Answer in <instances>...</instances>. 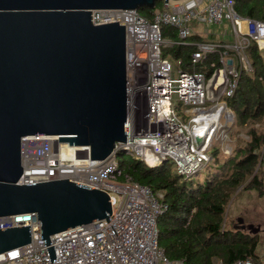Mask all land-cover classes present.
<instances>
[{
    "label": "built area",
    "instance_id": "built-area-1",
    "mask_svg": "<svg viewBox=\"0 0 264 264\" xmlns=\"http://www.w3.org/2000/svg\"><path fill=\"white\" fill-rule=\"evenodd\" d=\"M162 2L152 19L138 10L92 12L95 26L119 23L126 28V144L118 143L108 159L91 165V160L59 161L58 137L22 140L23 175L18 184L69 180L97 189L109 196L111 216L51 236L49 243L42 237L37 214L1 217L0 230L30 226L32 242L1 254L0 264H185L170 260L159 243L158 221L169 210L164 196L148 186L111 180L118 168L117 154L124 152L152 168L170 160L177 174L186 179L202 170L212 160L213 147L224 145L220 141L224 131L217 132L223 118L233 122L234 112L226 100L236 94L242 74L253 72L249 48L258 45L264 56V22L241 16L236 0ZM191 21L207 25L229 22L234 43H193ZM163 27L177 30L175 42L164 40ZM204 34L208 36L209 30ZM167 46L195 48L188 66L207 64L208 71H183V58L174 65L163 55ZM174 96L190 107L188 123L176 113ZM219 264L253 262L244 259Z\"/></svg>",
    "mask_w": 264,
    "mask_h": 264
},
{
    "label": "water",
    "instance_id": "water-1",
    "mask_svg": "<svg viewBox=\"0 0 264 264\" xmlns=\"http://www.w3.org/2000/svg\"><path fill=\"white\" fill-rule=\"evenodd\" d=\"M160 1L170 0H0V218L37 214L49 243L111 216L109 196L97 189L69 180L18 184L22 140L58 137L59 161L91 165L126 144V28L95 26L92 12L155 10ZM31 242L30 226L0 230V255Z\"/></svg>",
    "mask_w": 264,
    "mask_h": 264
},
{
    "label": "trees",
    "instance_id": "trees-1",
    "mask_svg": "<svg viewBox=\"0 0 264 264\" xmlns=\"http://www.w3.org/2000/svg\"><path fill=\"white\" fill-rule=\"evenodd\" d=\"M163 2H157L156 9ZM243 17L264 22V0H236ZM138 12L152 19L155 10L140 8ZM176 37V35H174ZM193 37L190 38L192 41ZM184 48L177 46L175 56L184 58ZM187 54L190 57L195 48ZM253 72L242 74L236 94L228 99L237 126H249V142L242 141L230 158L218 146L211 151L216 169L204 185H191L186 178L165 169V163L149 167L143 161H127L126 153L117 154V171L111 180L150 187L162 194L169 210L159 218V243L172 261L185 264H219L250 260L264 264L261 236L235 229L230 209L244 193L264 200V132L256 125L264 124V56L258 45L249 48ZM185 62V60H184ZM131 156V155H130Z\"/></svg>",
    "mask_w": 264,
    "mask_h": 264
},
{
    "label": "rangeland",
    "instance_id": "rangeland-1",
    "mask_svg": "<svg viewBox=\"0 0 264 264\" xmlns=\"http://www.w3.org/2000/svg\"><path fill=\"white\" fill-rule=\"evenodd\" d=\"M162 1H160L161 3ZM162 6L159 5L157 9H161ZM156 10V9H155ZM190 28L192 29L193 33V43L197 42H212L217 44H227L232 45L233 39L231 35V24L229 22H224L223 25H207L206 23L199 22V21H191L189 24ZM204 30H209L210 34L207 36L204 34ZM215 34L218 35L215 38ZM176 35V37L174 36ZM163 38L165 41L175 42L177 39V30L172 27H163ZM191 51L190 47L184 48V60L185 65L182 67L183 71L185 72H199V73H206L208 71V65H193L188 66L187 62V54ZM164 56L169 59L174 65L177 64L178 58L175 56V50L172 47H164ZM226 100V99H224ZM229 102V100H226ZM173 104L176 113L178 114L181 121L188 123L189 116L186 115V111L190 108L186 106L178 96L173 97ZM235 115H232V124H229L225 118L222 120V126L218 129V134L224 131L223 137L220 138V141L224 143L223 147L220 148L223 151L225 150V157H232L234 155V150L237 146L242 144V141H238L239 138L246 140L249 142L250 137L248 136L249 126L245 129L237 126V120L234 119ZM255 127L260 128L262 132H264V124L256 125ZM218 141L219 144L221 142ZM220 147V145H218ZM127 161H133L135 159L133 156L126 155L125 158ZM165 169L171 171L174 175L177 174L175 164L172 161H167L165 164ZM216 163L209 162L202 170H200L196 175L187 178V182L191 185H204L206 181L209 179L210 175L216 169ZM231 215V224L234 225L237 222V219L242 218L246 225H254L255 227H260V232L258 235L261 236V250L264 252V200H259V198H251L250 193H244L240 197H238L233 205H231L230 209ZM236 223L234 226H237ZM249 231V230H248Z\"/></svg>",
    "mask_w": 264,
    "mask_h": 264
},
{
    "label": "crops",
    "instance_id": "crops-1",
    "mask_svg": "<svg viewBox=\"0 0 264 264\" xmlns=\"http://www.w3.org/2000/svg\"><path fill=\"white\" fill-rule=\"evenodd\" d=\"M206 30H204V33H205Z\"/></svg>",
    "mask_w": 264,
    "mask_h": 264
}]
</instances>
